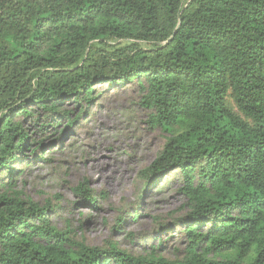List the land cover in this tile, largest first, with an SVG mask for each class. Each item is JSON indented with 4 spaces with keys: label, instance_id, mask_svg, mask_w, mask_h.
Returning a JSON list of instances; mask_svg holds the SVG:
<instances>
[{
    "label": "trees",
    "instance_id": "1",
    "mask_svg": "<svg viewBox=\"0 0 264 264\" xmlns=\"http://www.w3.org/2000/svg\"><path fill=\"white\" fill-rule=\"evenodd\" d=\"M97 84L135 85L151 125L171 134L141 175L156 183L180 173L184 256L74 243L44 209L0 195V264H264V0H0L9 185L32 146L22 122L38 123L36 110L52 123L35 124L40 135L63 120L72 132L80 115L61 105H89ZM73 192L97 205L82 185Z\"/></svg>",
    "mask_w": 264,
    "mask_h": 264
},
{
    "label": "rangeland",
    "instance_id": "2",
    "mask_svg": "<svg viewBox=\"0 0 264 264\" xmlns=\"http://www.w3.org/2000/svg\"><path fill=\"white\" fill-rule=\"evenodd\" d=\"M91 99L89 105H61V111H71L72 117L80 115L68 134L62 133L63 120L55 131L40 135L35 124L52 125L40 111L33 110L38 123L20 121L32 146L18 156L10 185L7 175L0 173V195L44 209L50 226L67 232L74 243L98 249L115 245L134 258L157 248L156 256L182 259L185 241L179 234L180 221L189 205L180 193L181 175L173 171L156 183L141 175L171 134L151 125L150 111L135 85L97 84ZM80 185L97 197L94 208L74 194ZM133 213L138 214L136 220ZM117 221H124L120 229Z\"/></svg>",
    "mask_w": 264,
    "mask_h": 264
}]
</instances>
